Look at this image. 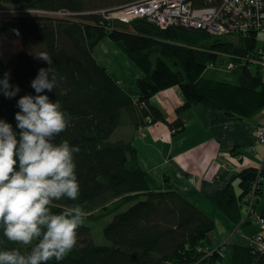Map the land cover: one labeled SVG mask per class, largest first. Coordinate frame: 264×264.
Wrapping results in <instances>:
<instances>
[{"label": "trees", "instance_id": "obj_1", "mask_svg": "<svg viewBox=\"0 0 264 264\" xmlns=\"http://www.w3.org/2000/svg\"><path fill=\"white\" fill-rule=\"evenodd\" d=\"M131 1L138 0H0V34L9 32L21 39V49L7 63L0 56V80L9 74V83L20 89L12 98L0 91V120L11 124L19 139L17 101L37 95L31 82L41 68L50 67L39 58L48 56L58 74L57 84L40 95L58 100L66 116V128L54 143L67 140L80 148L74 153L77 199L63 197L49 207L60 213L78 205L84 220L73 249L62 261L53 258L47 264H225L222 248L209 241L215 221L168 178L157 181L140 166L132 133L159 121L177 131L184 128L181 118L169 123L150 102L155 94L173 86H179L186 98L177 108L179 113L202 105L238 118L256 116L264 109V70L246 57L255 52L257 41L254 36L231 35L237 39L233 41L230 35L185 26L162 28L146 18L113 27L99 12L105 6ZM194 2L205 5L207 1ZM6 9L22 13L3 14ZM108 38L142 72L136 80L137 95L97 60L95 49ZM218 52L235 57L234 66L229 68L228 56ZM238 177L241 192L235 193L229 185L219 200L223 210L239 208V204L246 207V196L259 177L264 178V170L246 167ZM257 190L260 197L262 184H257ZM121 201L130 204L119 209ZM101 212L112 215L104 227L108 243L95 242L88 223L99 219ZM0 242V251L19 248L27 254L38 240L27 247L10 242L0 228ZM232 264H264V252L234 244Z\"/></svg>", "mask_w": 264, "mask_h": 264}, {"label": "clouds", "instance_id": "obj_2", "mask_svg": "<svg viewBox=\"0 0 264 264\" xmlns=\"http://www.w3.org/2000/svg\"><path fill=\"white\" fill-rule=\"evenodd\" d=\"M39 58L50 67L41 68L31 82L37 95H25L17 101L19 139L12 125L0 120V228L10 242L24 246L34 240L38 243L27 254L19 248L0 251V264H47L53 258L62 261L75 246L77 229L85 216L78 205L60 213L49 207L63 197L77 199L74 153L80 148L67 140L54 143L66 128V116L58 100L52 102L47 95H40L55 89L58 74L51 58ZM0 91L12 98L20 89L13 88L9 74H5Z\"/></svg>", "mask_w": 264, "mask_h": 264}, {"label": "crops", "instance_id": "obj_3", "mask_svg": "<svg viewBox=\"0 0 264 264\" xmlns=\"http://www.w3.org/2000/svg\"><path fill=\"white\" fill-rule=\"evenodd\" d=\"M104 44L111 45L109 41L102 42L99 46L103 51ZM140 75L137 71L132 79H118L127 83L128 90L137 95L136 78ZM150 102L160 108L169 123L181 118L185 126L177 131L159 121L133 131L132 141L140 166L157 181L168 178L175 189L215 221L209 241L213 247L222 248L225 264H232L234 244L250 247V238L259 230L253 218L238 231L237 224L243 220L244 208L239 204V208L223 210L219 200L229 185L240 194L238 174L242 169L257 167L264 170V143L258 141L255 133L258 125H264V109L252 118L230 116L202 105L179 113L177 108L186 102L179 86L161 90ZM121 136L119 133L118 138ZM192 178L195 179L193 182ZM256 209L264 214V179Z\"/></svg>", "mask_w": 264, "mask_h": 264}, {"label": "built area", "instance_id": "obj_4", "mask_svg": "<svg viewBox=\"0 0 264 264\" xmlns=\"http://www.w3.org/2000/svg\"><path fill=\"white\" fill-rule=\"evenodd\" d=\"M206 1L205 5H196L194 0H138L113 9H102L99 12L107 20L115 17L122 23L146 18L162 28L185 26L203 29L212 35L254 36L258 46L251 56L246 57V60L259 65L264 70V0ZM108 12L110 13L107 15ZM233 66V63L229 64V68ZM257 137L261 143H264V125L257 129ZM194 180L192 178L191 182ZM253 196H256L254 190L246 196L249 206L242 223L255 218L261 231L264 232V216L256 211ZM262 232L251 237L249 245L264 252Z\"/></svg>", "mask_w": 264, "mask_h": 264}, {"label": "rangeland", "instance_id": "obj_5", "mask_svg": "<svg viewBox=\"0 0 264 264\" xmlns=\"http://www.w3.org/2000/svg\"><path fill=\"white\" fill-rule=\"evenodd\" d=\"M127 3H129V2H127ZM117 5L118 4H115L114 6L113 5L112 6H105L104 8L113 9ZM2 12H3V14H20V13H22L20 9H8V10L6 9V10H3ZM109 13L110 12H108L107 15ZM109 21L111 24L110 26H113V27L118 26V25H120V23H122L121 21H119L115 17L110 19ZM228 37H229V39H231L233 41L237 40L236 37H232V36H228ZM105 41H109L111 45L109 46L108 44H104V51L102 49V46H98L95 49V56H96L97 60L103 66L108 67L112 71V73H114V75L117 78L123 77V78H127L128 80L132 79L131 76H134L137 73V71H139V73H141L140 76H142V72L139 70V68H137L135 64H133L132 62L129 61V59L126 55V52L123 50H120L116 46V44H114L116 42L110 40L109 38L106 39ZM20 49H21V39L19 37L13 36L9 32H3L0 34V56L2 57V60L4 61V63H7L9 57L12 54H14L15 52L19 51ZM204 49L207 52L209 51L207 48H204ZM218 53H221V52H218ZM219 55L225 56L228 54L221 53ZM225 60H226V63H228L230 61V63H233V64L236 63V61H237V59L235 57H231V56H230V58L227 57ZM133 70H135V71H133ZM140 76H138V77H140ZM136 80H137V78H136ZM124 85L127 86V83H124ZM150 118H151L150 116L147 117V119H150ZM259 126H261V125H258L255 129L256 136H257V129L259 128ZM257 139L260 142L258 137H257ZM263 179L264 178L259 177V180L257 181V183L255 185H253L254 188L252 190H254L255 194H256V196H253V201L255 203H257L258 199L260 198L259 196H257V191H258L257 190V184L258 185H259V183L262 184ZM118 203H120V206H121L119 209L127 208L130 204V203L125 202V201H121ZM248 206H249V203H247L246 207H244L242 205V207L244 208V214L242 215L243 218L245 217V215L247 213ZM98 215H101L99 217V219L88 221V223H90L93 227L94 240L97 243H103V242L108 243V241L104 235V227L107 224V222L112 218V215L107 216V215L102 214V212L99 213ZM237 225H238L237 230H240L242 227V224L240 223V221ZM27 246H30V245H27Z\"/></svg>", "mask_w": 264, "mask_h": 264}]
</instances>
